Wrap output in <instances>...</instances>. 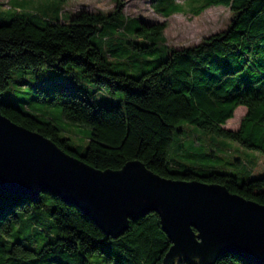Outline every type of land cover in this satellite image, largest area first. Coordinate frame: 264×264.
Segmentation results:
<instances>
[{"label": "trees", "instance_id": "16d2710c", "mask_svg": "<svg viewBox=\"0 0 264 264\" xmlns=\"http://www.w3.org/2000/svg\"><path fill=\"white\" fill-rule=\"evenodd\" d=\"M112 10L80 9L69 19L32 18L15 14L0 22V94L9 85L15 69L41 70L57 67L80 72L94 86L121 92L119 104L109 108L98 104L85 89L59 82L51 90L38 89L42 100L61 107L62 116L91 128L83 154H77L69 137L49 120L0 99V113L11 121L37 131L59 148L97 169H119L128 160L141 161L149 170L172 179L219 183L246 199L264 204V0H205L192 13L210 6L228 7L227 26L204 36L200 42L175 48L166 44L165 20L141 21L124 36L127 47L151 53L161 46V56L148 57L136 76L110 70V63L91 37L121 13L123 0H112ZM155 7L168 2V10L155 9L168 17L179 10L177 0H151ZM60 8L58 10V13ZM127 27V24H126ZM112 56V49H107ZM245 113L236 129L224 127ZM185 120L259 150V154L238 182L234 174L210 166L203 172L192 168L170 170L168 154L176 123ZM234 162L241 163L239 159ZM173 167V166H172ZM42 209L48 214L54 233L40 245L22 240L6 242L21 215ZM170 246L159 217L149 212L130 219L118 236L105 237L102 229L77 206L47 190L37 197L0 189V264H160ZM178 264H198L188 259ZM213 264H254L237 255H219Z\"/></svg>", "mask_w": 264, "mask_h": 264}, {"label": "water", "instance_id": "95a60500", "mask_svg": "<svg viewBox=\"0 0 264 264\" xmlns=\"http://www.w3.org/2000/svg\"><path fill=\"white\" fill-rule=\"evenodd\" d=\"M0 189L33 197L47 190L77 206L105 237L155 212L170 240L160 264H213L226 253L264 264V204L219 183L161 176L136 159L94 168L1 113Z\"/></svg>", "mask_w": 264, "mask_h": 264}, {"label": "rangeland", "instance_id": "374dc122", "mask_svg": "<svg viewBox=\"0 0 264 264\" xmlns=\"http://www.w3.org/2000/svg\"><path fill=\"white\" fill-rule=\"evenodd\" d=\"M203 1L205 0H177L178 5L173 8L179 11L164 17L157 14L155 9L163 7L161 10H168L172 7L168 2L155 7L151 0H123L122 12L115 14L113 21L104 24L103 29L91 37V41L110 63V70L124 71L136 76L142 68H150L151 65L145 63L148 57L161 56L162 45L159 41L157 48L151 53L127 47L124 40L127 31L133 33V28L141 21L154 23L165 20L167 26L163 30V36L167 45L181 48L196 44L204 36L224 29L231 18L229 8L224 6H210L197 15L193 14L192 11ZM113 6L112 0H0V22L7 21L15 14L31 16L33 19L42 17L55 19L57 15L62 19H69L80 9L106 12L112 10ZM107 49H112V56L107 54ZM69 66L71 71L68 72H63L57 67H46L37 71L15 69L11 73L8 87L1 92L0 99L54 123L59 129L60 136L69 137L71 146L81 155L89 141L91 128L65 119L61 107L43 101L42 93L38 89L49 91L57 83L63 82L87 90L98 104L106 108L119 104L122 94L111 93L106 88L94 86L83 76L79 66L75 64ZM235 109H239L237 116L234 117L233 113L224 127L230 129L238 127L245 107L239 105ZM176 128L181 129V132H174L170 144L168 154L170 170L183 171L185 168H192L202 173L203 168L210 166L234 174L240 182L259 154L257 149L185 120L178 121ZM235 159H239L241 163L234 162ZM41 210H32L23 215L18 213L19 222L12 226L8 235H3L4 240L6 242L22 240L37 245L49 240L50 235L54 233V225L48 214ZM98 258L100 255L97 254L90 256L94 264H97ZM101 264L115 263L105 261Z\"/></svg>", "mask_w": 264, "mask_h": 264}, {"label": "crops", "instance_id": "0c3cea01", "mask_svg": "<svg viewBox=\"0 0 264 264\" xmlns=\"http://www.w3.org/2000/svg\"><path fill=\"white\" fill-rule=\"evenodd\" d=\"M225 7V6H224Z\"/></svg>", "mask_w": 264, "mask_h": 264}]
</instances>
